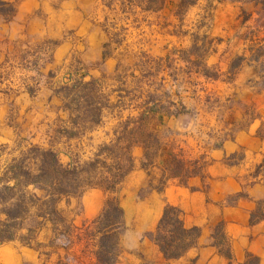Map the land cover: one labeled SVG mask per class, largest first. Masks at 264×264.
Listing matches in <instances>:
<instances>
[{
    "label": "rangeland",
    "instance_id": "374dc122",
    "mask_svg": "<svg viewBox=\"0 0 264 264\" xmlns=\"http://www.w3.org/2000/svg\"><path fill=\"white\" fill-rule=\"evenodd\" d=\"M151 1L0 0L14 7L0 4L2 165L32 145L54 149L65 164L76 155L87 160L109 140L106 133L120 122V111L126 120L137 116L143 105L154 106L153 101L173 112L183 110L158 126L187 158L205 156L209 162L226 141L255 125L258 136L264 137V0H193L195 5L182 10L179 0H166L163 9L148 10ZM197 37L199 48L207 43V53L193 47ZM92 80L97 81L94 93L104 125L85 132L93 123L77 119L80 108L74 98ZM133 154L136 169L118 192L123 209L129 197L140 201L163 193L142 191L148 180L140 170L144 150L137 146ZM245 157L241 150L225 160L239 164ZM138 173L143 175L140 182ZM251 173H261L264 179V168ZM92 189L72 198L70 205H61L79 226L84 222L81 197ZM236 198L228 197L227 202ZM137 211L146 224V209ZM263 214L261 203L256 216ZM220 225L213 236L223 252ZM128 229L126 223L123 237ZM51 234L43 230L32 245L19 240L0 244V264L66 261L64 249L50 255L51 248L36 247L47 244ZM143 237L150 240L146 233ZM6 247L15 250L16 261L2 259ZM74 250L81 255V246ZM145 251L124 245L118 264H130L131 259L137 264L195 262H170L156 257L151 248ZM75 258L72 264H93Z\"/></svg>",
    "mask_w": 264,
    "mask_h": 264
},
{
    "label": "trees",
    "instance_id": "16d2710c",
    "mask_svg": "<svg viewBox=\"0 0 264 264\" xmlns=\"http://www.w3.org/2000/svg\"><path fill=\"white\" fill-rule=\"evenodd\" d=\"M186 2L179 0V9L195 5L193 0ZM0 4L14 8L10 3ZM165 4L166 0H152L148 10H161ZM198 41L199 38H195L193 47L207 53V43L199 48ZM96 82L84 83L81 93H76L74 98L80 108L77 119L93 123L84 127L85 132H93L104 125L103 109L97 106L94 93ZM153 102L154 106L143 105L137 116L129 115L126 120H122L120 111V122L106 133L109 140L100 144L87 160L76 155L65 164L54 149L32 145L7 159L4 165L0 161V244L19 240L32 245L39 233L47 229L52 232L49 242L37 243L36 247L51 248L50 255L64 249L67 260L60 264H72L77 256L89 259L93 264H118L124 253L123 232L126 228L125 211L118 192L136 169L134 148L140 146L144 150L140 168L147 172L148 180L142 191L148 193L164 192L173 180L186 185L193 177H205L208 164L205 156L187 158L171 137L161 133L158 124L163 126L166 117L179 115L183 110L173 112ZM154 124L156 126L152 127ZM92 188L102 189L109 196L101 214L79 226L61 205L63 202L70 205L72 198ZM257 219L253 214L251 223ZM220 226V236L226 247L221 252L232 260L224 226L222 223ZM201 234L200 227L186 226L179 207L167 204L157 228L147 232L146 236L158 245L166 259L171 260L183 257L195 247ZM62 239L64 243H61ZM76 246H81V255L76 254ZM243 264H260V259L249 252Z\"/></svg>",
    "mask_w": 264,
    "mask_h": 264
},
{
    "label": "crops",
    "instance_id": "0c3cea01",
    "mask_svg": "<svg viewBox=\"0 0 264 264\" xmlns=\"http://www.w3.org/2000/svg\"><path fill=\"white\" fill-rule=\"evenodd\" d=\"M255 126L242 132L236 140L226 141L221 150L214 151L205 167V177H193L186 185L173 180L162 195L153 193L145 200L137 201L129 197L124 206L125 222L129 229L123 237V245L130 250L144 251L145 254V248H151L156 257L165 260L158 245L143 236L157 228L166 205L171 204L183 211L186 226H198L202 234L197 245L183 257L167 261L194 259V264H243L250 252L259 257L260 264H264V214L254 224L251 223L261 203L264 213V179L261 173H251L256 167L264 168V137L258 136V125ZM241 150L246 153L241 163L226 162V158ZM137 176L139 182L142 181V173ZM233 195H238V198L228 203L227 198ZM106 201L107 195L102 189L93 188L85 193L81 197L84 221L97 218ZM138 208L146 209V224H143ZM219 222L224 226L232 260L215 243L213 229ZM1 257L5 261L18 259L12 247H6ZM130 264L137 263L131 259Z\"/></svg>",
    "mask_w": 264,
    "mask_h": 264
}]
</instances>
